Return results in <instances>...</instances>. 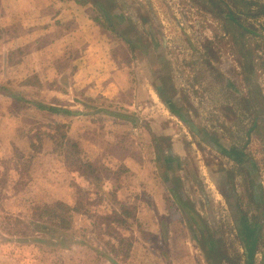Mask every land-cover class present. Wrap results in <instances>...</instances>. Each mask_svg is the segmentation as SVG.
Here are the masks:
<instances>
[{
	"label": "rangeland",
	"instance_id": "374dc122",
	"mask_svg": "<svg viewBox=\"0 0 264 264\" xmlns=\"http://www.w3.org/2000/svg\"><path fill=\"white\" fill-rule=\"evenodd\" d=\"M80 1L100 23L94 48L118 96L84 114L129 113L126 145L144 157L143 174L123 177L120 162L98 155L89 162L68 124L33 118L46 105L34 95L41 82L0 81V264H246L212 183L226 170L243 194L252 177L203 140L245 145L264 213V0ZM3 54L0 68L13 72L20 54ZM236 92L248 100L235 101ZM16 109L29 120L16 122ZM251 264H264V239Z\"/></svg>",
	"mask_w": 264,
	"mask_h": 264
},
{
	"label": "crops",
	"instance_id": "0c3cea01",
	"mask_svg": "<svg viewBox=\"0 0 264 264\" xmlns=\"http://www.w3.org/2000/svg\"><path fill=\"white\" fill-rule=\"evenodd\" d=\"M78 1L80 0H0V66L5 62L4 51L16 50L17 54H20V60L12 63L13 72L3 73L0 68V81L15 75L12 78L16 80L41 82L42 86L34 91V95L42 98L46 106L74 112V115L39 112L31 108L32 113L36 111L33 118L43 117L45 114L65 126L68 124L64 127L65 130L70 128L67 134L78 148L86 153L89 162L93 163L95 160L92 157L98 155L104 162H120L126 169L123 177H141L143 170L140 171V168L145 166L144 157L134 154L126 145L131 144V130L124 124L129 120L126 116L129 113H119L128 119L110 115L108 112L106 114L115 117L94 115L99 110L89 115L84 114V108L92 109L88 105L99 106L98 101L114 104L117 103L115 99L118 96L114 99V92L112 93L116 86L114 79L103 78L107 59L98 55L94 48L96 42L93 40L100 25L89 18L88 12L85 13L86 5H80ZM82 47L88 51H84L82 55L76 52L69 54L70 49ZM59 82L64 85L63 88H60ZM65 82H68V88ZM156 97L167 108L158 91ZM16 112L17 109L12 113L16 122L29 120L28 116L24 119ZM8 124L9 127L16 125ZM146 129L150 133V128ZM150 130L151 133L155 132ZM100 132H105L106 135L99 136ZM72 133L74 136H71ZM115 149L119 151L116 156L113 153ZM135 156H140L138 169ZM145 175L148 176L149 173L145 172ZM125 195L129 203L131 194ZM59 200L70 206L71 201L68 203L66 198L61 196Z\"/></svg>",
	"mask_w": 264,
	"mask_h": 264
},
{
	"label": "flooded vegetation",
	"instance_id": "af4514ba",
	"mask_svg": "<svg viewBox=\"0 0 264 264\" xmlns=\"http://www.w3.org/2000/svg\"><path fill=\"white\" fill-rule=\"evenodd\" d=\"M247 100L248 96L246 94L242 96L236 92L235 101L242 102ZM257 126L258 120L256 118L251 121L249 126H246L248 129L247 135ZM203 143L212 150H216L226 161H229L231 165L233 164L237 168V171H241V169L247 170L249 176L252 177L250 186L244 190L243 194L239 192L237 184L229 178L226 170H220L217 181L212 183L219 197L220 205L227 210L229 219L234 226L236 233L235 240L238 242L239 254L244 258L246 264H251V260L258 251L259 243L264 239V236L261 235L262 226H264V213L262 210L263 195L259 181L255 177L257 175L256 163L250 159L244 150L245 145L242 146L240 142L232 143L226 139L224 142L219 143L210 137V139L203 140ZM218 145L220 147H217ZM247 164L248 168H246ZM248 169L250 170L248 171ZM166 182V187L173 193V188H171L170 183L168 181ZM180 198L182 199L181 196ZM181 199L180 202L186 205V202ZM242 204L249 205L248 207L251 208V211L249 213L241 211L240 206Z\"/></svg>",
	"mask_w": 264,
	"mask_h": 264
},
{
	"label": "trees",
	"instance_id": "16d2710c",
	"mask_svg": "<svg viewBox=\"0 0 264 264\" xmlns=\"http://www.w3.org/2000/svg\"><path fill=\"white\" fill-rule=\"evenodd\" d=\"M79 3H81V4H84V2H82V1H78ZM240 2H242V1H240ZM105 14V11L103 12V15ZM233 23V22H232ZM98 24V23H97ZM234 24V23H233ZM98 25H100V23L98 24ZM238 25V24H237ZM1 92V91H0ZM159 93V95H160V97H161V93H160V91L158 92ZM9 96H12L11 94L9 95ZM38 109H40V110H42V111H49V112H52V113H56V114H58V113H61V112H63V113H65V114H68V115H74V112H66V111H64V110H62V109H59V108H53V107H49V106H46V105H40L39 107H38ZM110 115H116V117H122V119H128V117H126V116H123V115H121V114H112V113H110V112H108Z\"/></svg>",
	"mask_w": 264,
	"mask_h": 264
},
{
	"label": "water",
	"instance_id": "95a60500",
	"mask_svg": "<svg viewBox=\"0 0 264 264\" xmlns=\"http://www.w3.org/2000/svg\"><path fill=\"white\" fill-rule=\"evenodd\" d=\"M128 42L131 43L130 41H128ZM166 105H167V108L170 110V112H172L173 114H176V116H178V118L181 121L183 120L182 117L179 115V112L175 108H173L172 103H170V102L167 101L166 102Z\"/></svg>",
	"mask_w": 264,
	"mask_h": 264
}]
</instances>
